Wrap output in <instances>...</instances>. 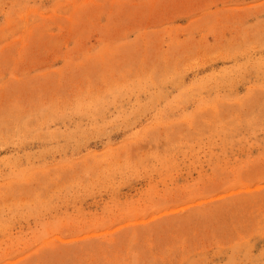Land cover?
<instances>
[{
	"label": "rangeland",
	"instance_id": "rangeland-1",
	"mask_svg": "<svg viewBox=\"0 0 264 264\" xmlns=\"http://www.w3.org/2000/svg\"><path fill=\"white\" fill-rule=\"evenodd\" d=\"M0 264H264V0H0Z\"/></svg>",
	"mask_w": 264,
	"mask_h": 264
}]
</instances>
